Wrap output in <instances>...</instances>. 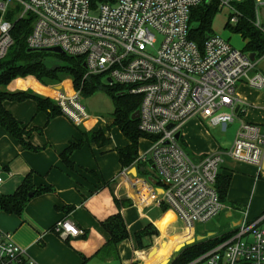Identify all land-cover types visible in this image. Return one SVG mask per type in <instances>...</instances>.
<instances>
[{
  "label": "built area",
  "instance_id": "built-area-1",
  "mask_svg": "<svg viewBox=\"0 0 264 264\" xmlns=\"http://www.w3.org/2000/svg\"><path fill=\"white\" fill-rule=\"evenodd\" d=\"M203 1L113 0L93 5L91 0H0V59L12 43L10 17L30 15L28 48L59 47L63 54L82 56L84 77L102 75L105 83L124 85L129 94L140 95L138 128L150 145L116 177L143 203L170 207L192 232L187 244L194 242L197 225L227 209L238 213L219 232H228L227 237L185 264H264V210L250 218L248 207H229L216 189L226 159L254 165L264 175V122L238 118L242 98L237 93L239 82L264 91V54L237 49L215 32L199 47L189 38V19L191 8ZM217 2L218 11H227L224 25L235 24L240 13L234 0ZM253 24L264 33V1L255 0ZM54 92L50 95L49 90L47 97L72 124L82 126L91 117L71 83L54 87ZM192 118L223 130L238 121L230 146L199 158L190 155L181 129ZM140 163L153 172L141 173ZM52 229L63 238L83 234L68 218ZM0 264L36 262L12 232L0 229Z\"/></svg>",
  "mask_w": 264,
  "mask_h": 264
},
{
  "label": "crops",
  "instance_id": "crops-1",
  "mask_svg": "<svg viewBox=\"0 0 264 264\" xmlns=\"http://www.w3.org/2000/svg\"><path fill=\"white\" fill-rule=\"evenodd\" d=\"M45 93L49 91L38 94L47 97ZM237 93L242 98L238 118L254 123L264 122V91L254 90L239 82ZM3 105L21 122L25 129L24 139L36 149L24 148L0 125V174L3 178L0 193H13L28 173L32 174L35 187L52 188L50 192L33 196L21 214L0 210V229L12 232L15 242L26 250L36 264H169L171 253L177 251L186 240L184 230L181 226L182 237L172 236L180 231L177 224L181 222L176 213L163 203H143L135 197L125 181L116 177L122 168L117 150L129 143L126 137L123 145L111 147V134L104 130L102 123L93 127L94 122L89 118L78 127L61 114L48 119L47 114L38 111L36 102L30 98L22 101L6 99ZM107 124L105 122V126ZM188 124L202 128L212 142L200 146L191 145V151L184 138L185 131L182 133ZM98 128L104 130L110 142L99 146L84 141L70 156L73 168L67 167L60 153L70 142L83 137L82 130L87 132ZM181 136L183 146L196 158L225 147L195 118L184 123ZM224 142L232 143L231 140ZM221 166L220 173L230 175L231 178L225 204L236 210L248 207L250 218L260 214L264 210V175L257 174L254 165L230 159H226ZM130 172L134 173L132 169ZM115 198L127 200L129 204L119 207ZM69 206L72 208L68 210ZM118 212L124 220L128 237L117 244L115 255L100 252L110 237L101 222ZM168 212L174 217L165 229L171 236L160 237L161 231L156 221ZM222 215L225 218L238 217V213L229 209ZM64 218L74 222L83 230V234L65 238L58 235L52 227ZM147 224H151L157 233L144 237L143 246L139 248L135 233ZM219 231L200 229V232L207 235H217ZM186 235L188 238L191 236Z\"/></svg>",
  "mask_w": 264,
  "mask_h": 264
},
{
  "label": "trees",
  "instance_id": "trees-1",
  "mask_svg": "<svg viewBox=\"0 0 264 264\" xmlns=\"http://www.w3.org/2000/svg\"><path fill=\"white\" fill-rule=\"evenodd\" d=\"M112 1L91 0V3L97 5ZM233 4L240 15L235 24H226L225 27L234 33L240 34L245 41L243 47L245 51L251 52L257 57L263 55L264 33L253 24L255 0H234ZM218 12L217 0H204L201 4L191 8L189 38L199 47H202L205 40L214 34L212 22ZM10 19L14 21L11 29L12 43L8 47L6 54L0 59V88L5 87L15 78L24 76H33L44 84L59 83L64 77H68L72 80L73 87L80 91L82 97L91 95L98 88H103L110 94L113 103L112 125H115L129 141L126 146L117 150L120 164L124 167L133 163L138 157L139 140L146 137L138 128V119L133 117V113L139 107L141 96L129 94L124 85H110L103 82L102 75L84 77L85 67L82 56L60 54L43 49L28 50L25 39L31 29L32 17L30 15L21 18L11 16ZM28 98L36 102L37 110L44 111L48 119L60 114V110L50 97H44L33 92L7 93L0 89V125L14 136L24 148L36 149L24 139L25 129L21 122L15 119L3 105V101L6 99L22 101ZM81 134L83 136L81 139L70 142L60 153L62 162L69 168L74 166L70 159L72 152L80 148L84 141L95 143L99 146L110 142V138L105 135L102 128L87 132L82 130ZM143 166L140 163L139 170L141 173L147 174V170ZM230 179V175L222 173H219L217 177L216 189L222 202L227 201ZM51 190V186L35 187L32 174L28 173L13 193H0V210L6 213L21 214L27 202L33 196L41 195ZM115 203L119 207L129 204L127 200H117L116 198ZM71 208L69 206L68 210ZM173 218L172 213L168 212L162 219L156 221V225L161 231L160 237L169 236L165 229L167 223ZM101 225L109 233L110 237L106 246L100 252L106 251V253L115 255L117 244L128 237L124 220L118 212L107 217L101 222ZM156 233L157 230L151 224L144 226L135 233L137 246L141 248L143 246L142 239L151 237ZM172 235L179 236L180 234L176 232ZM195 235L194 242L187 244L176 252L169 264H185L210 249L219 240L227 237L229 233L223 232L219 235L199 239L197 236L201 235V232L196 228Z\"/></svg>",
  "mask_w": 264,
  "mask_h": 264
},
{
  "label": "rangeland",
  "instance_id": "rangeland-1",
  "mask_svg": "<svg viewBox=\"0 0 264 264\" xmlns=\"http://www.w3.org/2000/svg\"><path fill=\"white\" fill-rule=\"evenodd\" d=\"M261 1H264V0H261ZM15 5L17 6V3H15ZM226 15H227V11L225 9L220 10L213 19L212 28L215 30V32L218 35H220L222 38L229 41L231 45H233L235 48L242 49L244 46V40L242 39L240 34L230 31L224 25ZM260 65L262 68H264V59L261 60ZM64 83H71L73 85L72 80L68 77H64L59 83L44 84V83H41L36 78H34L33 76H24V77L15 78L8 85L0 89L7 93H16V92H33V93L38 92L40 93L42 91L46 92V91L51 90L50 95L54 96L55 94L54 87L59 86ZM46 94L48 93H45V95ZM81 102L84 105L85 110L89 113V115H91L90 120H93L94 122L93 127L96 124L98 125L99 123H102L104 126V130L110 132L111 138H112L111 147L115 145H118V146L123 145L125 142V139H124L125 136L121 133V131L115 125L111 124V120H112L111 113L113 111V103H112L110 94L107 91H105L103 88H98L91 95L86 96V97H81ZM105 122L108 123L106 126H105ZM188 126H186V128L184 127V129L182 130V133L184 134V131H185L184 138L186 139L190 147L189 149H191V151H193L191 145L200 146L201 144H208L209 142H212L210 141L209 137L205 135L202 128L198 127L197 125H192V124L191 125L188 124ZM237 126H238V122H233V123L228 124L225 130L219 129V128L211 129L207 126L205 127L209 129L208 131L211 132L212 136H214L215 140L220 145L229 147L231 143L226 144L224 140L229 141V142L230 140L233 141L232 139L234 137ZM149 145H150L149 140L143 139L139 143V152H146V150L149 148ZM189 154L192 155L190 152ZM232 221H233L232 218H225L223 217L222 214H220L219 216H216L213 219H211L209 222L197 225V229H199V231L200 229H204V228L212 229L213 232H217L219 229L220 231H222L223 229H225V227L228 228L229 224ZM177 226H178L177 229L180 230L182 223H178ZM178 232L180 234L179 237H182L181 236L182 232L181 231H178ZM189 234H192V232L190 231ZM187 243L188 242H185V243L183 242V244L180 246V248L177 251L174 250L171 253L169 260L173 258L176 252H178L181 248L186 246Z\"/></svg>",
  "mask_w": 264,
  "mask_h": 264
},
{
  "label": "water",
  "instance_id": "water-1",
  "mask_svg": "<svg viewBox=\"0 0 264 264\" xmlns=\"http://www.w3.org/2000/svg\"><path fill=\"white\" fill-rule=\"evenodd\" d=\"M207 1H209V0H207ZM28 50H32V49H31V48H28ZM45 50H46V51H52V52L60 53V54H63V53H64L59 47H50V48H46ZM56 88L59 89V88H60V85H59V86H56ZM133 117H134V118H137V117H138V111H137V110L133 113ZM179 136H180V132H177V133L175 134V137L178 139ZM146 169H147L150 173L153 172L152 169H151L150 167H147ZM149 178H150L153 182H155L154 178H151V177H149ZM197 238L200 239V238H202V236L198 235Z\"/></svg>",
  "mask_w": 264,
  "mask_h": 264
},
{
  "label": "bare ground",
  "instance_id": "bare-ground-1",
  "mask_svg": "<svg viewBox=\"0 0 264 264\" xmlns=\"http://www.w3.org/2000/svg\"><path fill=\"white\" fill-rule=\"evenodd\" d=\"M182 228H183V227H182ZM183 230H184L183 232L185 233V239H187L188 236H187L186 234H189L190 230H186V229H184V228H183Z\"/></svg>",
  "mask_w": 264,
  "mask_h": 264
}]
</instances>
